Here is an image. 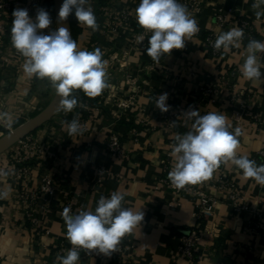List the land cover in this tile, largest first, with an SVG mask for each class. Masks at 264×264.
Instances as JSON below:
<instances>
[{
  "label": "crops",
  "instance_id": "crops-1",
  "mask_svg": "<svg viewBox=\"0 0 264 264\" xmlns=\"http://www.w3.org/2000/svg\"><path fill=\"white\" fill-rule=\"evenodd\" d=\"M9 1L11 15L30 2ZM89 3L99 27L93 31L78 22L81 30L76 42L80 50L101 49L103 59L108 61L110 87L91 101L87 97L80 100V91L74 93L79 101L71 112L59 110L28 134L41 151L28 161L29 169L23 177H17L10 165L13 157L24 154V150H18L14 143L0 152V191L10 192L7 198L0 199V264H58L55 243L65 239L67 248L71 245L62 218L65 201L72 202L73 214L94 211L101 196L108 198L116 191L124 196L122 206L142 211L144 219L122 239L118 251L110 256L97 252L92 257L80 256L78 264H117V253L131 257L134 264H264V185L245 178L231 164H222L207 181L187 185L203 189L216 199L202 217L201 257L188 262L178 254V236L181 229L198 224L195 215L198 196L195 191L176 192L159 181L163 176L168 178L174 166L170 152L175 137L191 130L194 120L183 122L184 113L189 110L199 111L200 115L219 112L226 116L230 131L240 128L238 155H247L252 160L253 154L264 150V81H248L240 72L250 39L244 34L240 47L222 50L220 57H214L205 49L200 35V31L212 26L218 7L235 8L251 20L254 30L251 39L264 41V14L256 15L264 6L253 9L254 0H205L194 17L199 32L185 41L183 49H173L157 64L147 55V49H129L124 54L132 32L138 42L137 22L108 32L97 0ZM139 3L140 0L113 1L116 8L131 12L135 21ZM39 9L42 8H32L29 16L35 19ZM43 10L48 12L51 24L41 31L48 34L55 28L53 16L47 8ZM229 27L238 28L233 22ZM257 59L264 73V53H257ZM24 60L12 46L10 32L5 33L0 42V113H7L10 119L0 120V136L15 127V122H24L40 109V79L24 73ZM127 73L135 77L136 100L131 107L122 109L111 105L105 96L112 92L111 88L116 97L127 94V85L122 82ZM218 78L226 82L219 83L215 99L192 108L190 102L199 87ZM164 93L168 94L167 112H161L155 105L156 98ZM233 111L240 113L238 120L232 117ZM77 113L82 119L81 132L69 136L64 122H70ZM163 115L175 118L170 129L164 126ZM112 132L120 137L126 158L106 150L105 140ZM43 174L51 179L53 193L38 192L32 220L26 214L25 197L37 191ZM217 176L234 184L238 203L248 205V209H233L230 190L215 183Z\"/></svg>",
  "mask_w": 264,
  "mask_h": 264
},
{
  "label": "clouds",
  "instance_id": "clouds-1",
  "mask_svg": "<svg viewBox=\"0 0 264 264\" xmlns=\"http://www.w3.org/2000/svg\"><path fill=\"white\" fill-rule=\"evenodd\" d=\"M264 0H254L253 9H261ZM80 25L93 31L98 23L89 0H63L58 18L65 21L73 13ZM264 10L257 11L259 17ZM12 46L24 58L22 65L28 77L47 79L59 97V109L71 112L78 100L76 90H82L89 98H95L110 87L108 82V61L103 59L100 48L93 51L80 50L76 40L66 27L44 34L51 19L47 11L39 9L35 19L29 16L27 9L18 8L12 13ZM137 24L151 35L148 39L147 55L157 64L164 55H170L173 49H183L186 40L199 32L197 20L190 15L185 5L178 0H140L135 9ZM244 37L243 29L233 28L220 33L213 48L228 52L232 47H240ZM144 40L138 37V43ZM246 58L240 66L242 77L248 81H264L257 53H264V41L250 39L246 47ZM168 94L164 93L155 100L161 112L169 110L166 105ZM194 120L191 130L175 137L170 156L174 166L168 173V180L176 189L187 185H196L212 178L213 173L223 164H231L242 171L245 178L264 185V164L257 165L247 155H238L241 129L230 131L225 115L189 110L184 113ZM7 113H0V120H9ZM67 124L68 135L80 134L81 125L73 118ZM9 123V127H10ZM8 190L0 191V199L7 198ZM124 196L118 191L110 197L101 196L94 211L81 210L73 214L65 207L62 218L66 225V239L72 245L66 255L57 256L58 264H78L80 250L93 251L110 256L118 251L122 239L140 225L144 219L142 211L124 208Z\"/></svg>",
  "mask_w": 264,
  "mask_h": 264
},
{
  "label": "built area",
  "instance_id": "built-area-1",
  "mask_svg": "<svg viewBox=\"0 0 264 264\" xmlns=\"http://www.w3.org/2000/svg\"><path fill=\"white\" fill-rule=\"evenodd\" d=\"M113 1L115 0H97V7L105 16L104 26H105V30H107L108 32H117L120 28L131 25V22L135 21L133 19L131 12H129L127 9L124 8H116L115 5L113 4ZM204 1L205 0H178L179 3L186 6L188 12L192 17H195L200 13ZM34 7H41L42 9L44 8L46 9L44 5V0H30V2L23 9H27V11L29 12ZM12 21H13V17L10 13V1L0 0V42L3 41V37L5 33L10 32L11 34ZM232 22L235 23L238 28L243 29V32L247 36V38L249 39L252 38L254 30H253V24L249 18L240 14L235 8L225 9L223 7H218L213 13L212 26L207 30V33L203 40L205 49L212 56L214 57L221 56L222 49L220 51L215 50L213 48V44L215 39L220 33L231 30L229 25ZM137 34L143 36L144 40L141 43H138L136 34L132 32L131 37H129L128 39L127 48L124 49V54H127L129 52V49L145 50L149 46L148 36L151 33L146 32L143 28L140 27ZM122 82L125 85H127V94L125 96L116 97L115 91H113L112 90L113 88H111L112 92L109 91L105 96V99L111 101V105H116V107L118 108L126 109L131 107L135 103L137 85H136L135 77L129 73L125 75V78ZM221 82L225 83L226 81L224 78H218L214 82L201 85L198 89V94L190 102V106L192 108H197L205 100H210V101L214 100L218 85ZM232 117L235 120H238L240 118V113L237 111H233ZM74 118L78 119L81 125L82 119L80 114L77 113ZM162 120L164 126L167 129H170L171 127L174 126L175 118L172 115H163ZM137 121L142 123V120L140 119H137ZM191 121H192L191 119H188V117L184 115L183 117L184 123ZM10 129L12 128H9L8 130ZM134 130H132L133 134L136 133V131ZM15 143H16V148L18 150L20 149L24 150L25 153L16 154L13 157L10 167L17 177H23L29 169L28 161L35 158L41 151V148L39 144H37V142H35L33 139H30L28 135L17 140ZM105 148L111 155L117 156L119 158L127 157V154L123 150L120 137L118 136V134L114 132L110 133L106 138ZM256 154H258L262 160V162L257 165L264 164V150H260ZM252 160H255V156H252ZM159 181L174 188L176 192L195 191L198 196L197 209L195 211V215L199 220V222L194 227L181 229L180 234L178 236L179 243L177 246L178 254L182 257L183 260H186L188 262H194L201 257L200 240L202 238L203 231L200 226V222H201L200 219L207 212H209L213 204H215L216 199L203 189H196V188H192L191 186H186L183 189H176L171 185L170 181L166 176L161 177ZM215 183L219 187L227 188L230 190L228 196L231 200V205L233 206L234 210L239 211V210L248 209V205L238 203L237 192L234 190V184L230 180L224 177L217 176L215 178ZM38 192L41 193L44 192L47 193L48 195L53 193V184L48 175L43 174L40 177L37 191L25 197L28 203L26 214L27 217L29 218L31 217L32 220L35 219L33 216V209L34 206L36 205L35 203L37 200ZM65 207L70 208L72 212L71 201H65L62 210H64ZM45 232L47 233L48 230L46 229ZM71 247L72 245H70V248ZM70 248H67V241L65 239H60L55 243V250L57 255L60 256L64 255L65 252ZM95 254H96L95 251L91 253H86L85 250L83 249L80 250V256L83 257H92L95 256ZM116 262L117 264H134V261L131 257H124L119 253L116 254ZM173 264H180V263L174 262Z\"/></svg>",
  "mask_w": 264,
  "mask_h": 264
},
{
  "label": "water",
  "instance_id": "water-1",
  "mask_svg": "<svg viewBox=\"0 0 264 264\" xmlns=\"http://www.w3.org/2000/svg\"><path fill=\"white\" fill-rule=\"evenodd\" d=\"M62 3L63 0H52L54 27L55 30L61 26L66 27L71 34L69 17L65 21H60L58 18L59 9ZM59 110V97L55 92L52 99L43 109L0 136V152L4 151L12 144H14L17 140L27 136L43 123L50 120Z\"/></svg>",
  "mask_w": 264,
  "mask_h": 264
},
{
  "label": "trees",
  "instance_id": "trees-1",
  "mask_svg": "<svg viewBox=\"0 0 264 264\" xmlns=\"http://www.w3.org/2000/svg\"><path fill=\"white\" fill-rule=\"evenodd\" d=\"M44 5H45V7L47 8V10L49 11L50 15L53 16L52 2H50L49 0H44ZM69 23H70V28H71L72 38H73L74 40H76L77 35L79 34L81 28H80V26H79V24H78V21H77L76 17H75L74 10H73V13L69 15ZM131 24H133V25L136 24V21H132ZM206 33H207V31H200V35L203 37V40H204V38H205ZM78 91H80V95L78 96V98H79L80 100H82V97H83V98H84V97H87V96L83 93L82 90H76L74 93H76V92H78ZM80 97H81V98H80ZM87 98L89 99V101H91V99H92V98H89V97H87ZM94 100H95V98H94ZM78 101H79V100H78ZM21 122H22V120H18L17 122L14 123V126H17V125L20 124ZM253 156H255V160H254V161H255L257 164H260V163L262 162L261 157H260L258 154L255 153V154H253ZM200 221H201V224H200V225H203L204 220L201 218ZM179 234H180V233H179Z\"/></svg>",
  "mask_w": 264,
  "mask_h": 264
},
{
  "label": "rangeland",
  "instance_id": "rangeland-1",
  "mask_svg": "<svg viewBox=\"0 0 264 264\" xmlns=\"http://www.w3.org/2000/svg\"><path fill=\"white\" fill-rule=\"evenodd\" d=\"M38 92H39V97L41 98L40 99L41 103H40V109L37 112H39L49 103V101L52 99V97L55 94V89L51 86L50 82L47 79H43V80L40 79Z\"/></svg>",
  "mask_w": 264,
  "mask_h": 264
}]
</instances>
